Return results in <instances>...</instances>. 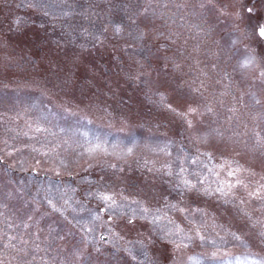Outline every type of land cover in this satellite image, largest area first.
Instances as JSON below:
<instances>
[{
    "label": "rangeland",
    "instance_id": "rangeland-1",
    "mask_svg": "<svg viewBox=\"0 0 264 264\" xmlns=\"http://www.w3.org/2000/svg\"><path fill=\"white\" fill-rule=\"evenodd\" d=\"M28 2L0 0V203L10 205L0 211L18 223L13 210L16 206L23 209L31 205L50 212L46 198L58 204L62 203V198H68L71 206L65 215L69 219L86 218L88 213L80 211L81 205L98 207L97 201L89 200L86 193L101 183L112 184L118 194L123 193L127 198L124 204L129 215L131 209L139 207L130 204L131 200L153 209H163L165 203L185 208L184 213L166 209L167 218L156 227L157 232L172 228L173 224L180 225L185 233L200 226L207 242L201 244L195 239L189 248L177 253L174 261L162 264H183L187 256L197 257L201 264H235L234 257L243 258L248 252L257 254V258L264 257V239L259 236V232L264 231L261 228L264 199L253 198L244 205H237L224 204L216 197L181 198L179 195L176 174L181 167L186 169L185 175L189 178L195 180L197 175L203 176L207 184L215 187L228 179L227 165L233 168L239 165L254 173L251 177L245 173V180L249 190H256L264 184V150L254 147L255 138L247 144L243 142L247 137L238 144L231 139L224 142L214 138L195 140L196 132L187 129L179 117L162 106L170 102L174 107H183L181 86L173 74L161 73L158 81L153 71L150 77L136 79L133 60L140 59L143 50L140 46L128 49L125 41H131L128 32L136 28L129 25V20L138 0H38V7L34 9L27 7ZM188 21L194 22L191 17ZM137 24L143 27L139 18ZM115 25L126 29L119 38L113 37ZM104 27L108 28L109 40L104 46H94L93 36ZM173 29L183 31L186 36L189 34L187 28L178 29L175 24ZM227 31L221 28L213 39L227 38ZM66 75L68 87L65 88ZM162 95L166 97L164 101ZM228 99L225 98L226 103ZM33 103L48 116L47 121L40 122L48 132L35 133L29 129V124L35 127L38 118L37 111L31 107ZM225 115L222 109L221 120ZM255 115L254 109L237 113L241 132L244 123L253 132L264 127V122L253 120ZM231 127L236 128V125ZM26 131L33 139L23 135ZM229 135L226 133V137ZM4 140L16 147L25 144L40 147L46 142H50L48 147L58 144L59 156H37L30 151L6 156L2 151ZM97 144L106 151L89 156L86 150ZM165 146L166 151L159 150ZM128 147H133V153L122 155ZM203 153H210L211 158ZM60 157L74 162L69 168H61L57 176ZM36 159L47 160V163L38 165ZM18 161L23 162V167ZM111 164H116L117 168L109 167ZM33 168L36 170L32 171ZM169 170L172 175L167 174ZM239 195L246 198L243 189ZM239 208L251 219L243 216ZM2 219L4 217H0ZM169 220L173 224H169ZM49 224L65 230L70 227L58 214H50L40 226L33 225V230L42 228L43 239L48 235ZM0 229L5 226L0 224ZM152 229V225L138 219L133 226L118 229L125 240L114 244L112 237L97 227L92 246H99L102 251L100 264H149L153 254L158 257L164 246L158 242L155 247L144 249L127 241L140 239L138 233L146 237ZM100 232L108 235L107 242L99 240ZM230 233L241 236V241L234 240ZM71 247V238L67 243L56 241L53 244V249L64 250L56 254V264H64L65 257L67 264H76L69 252ZM167 248L170 255L171 245ZM4 251L8 253L5 264H16L11 259L12 253ZM36 264H51L49 254L38 253Z\"/></svg>",
    "mask_w": 264,
    "mask_h": 264
},
{
    "label": "snow or ice",
    "instance_id": "snow-or-ice-1",
    "mask_svg": "<svg viewBox=\"0 0 264 264\" xmlns=\"http://www.w3.org/2000/svg\"><path fill=\"white\" fill-rule=\"evenodd\" d=\"M27 7L30 9L38 7V0H29ZM67 15L68 13H65V16ZM188 17L193 18L194 22L190 24ZM138 18L143 27L137 24ZM174 24L178 29L187 28L189 34L186 36L183 31L174 30ZM129 25H136V28L128 32L131 37L130 42L125 41L128 49L140 46L143 50L140 59L133 60L137 72L136 79L150 77L153 71L157 73L158 81L161 73L173 74L174 79L181 86L183 107H174L170 102L162 103V106L179 117L187 129L196 132L195 140L214 138L218 142H224L225 139H231L234 144H238L247 137V141H243L247 144L255 138L254 147L264 150V127L253 132L248 128L247 123H244L242 125L244 131L241 132L239 130L241 125L237 122V113L250 109H254L256 113L253 120L264 122V0H138L137 6L132 10ZM221 28L228 29L227 38L221 36L219 40L213 39V35L218 34ZM125 31L126 29L122 26L115 25L113 37L119 38ZM107 32L108 28L104 27L98 35L93 36L94 46L105 45L109 40ZM67 81L66 75L63 84L65 88L68 87ZM163 83L161 82V86ZM225 98H229L227 103ZM165 99L166 97L162 95L161 100ZM31 107L37 111L38 118L35 127L29 124V129L35 133L48 132L49 130L41 127L40 123L47 121L48 116L35 103ZM222 109L227 113L223 120L220 118ZM231 125H236V128H232ZM226 133L230 135L226 137ZM23 135L33 139L27 131ZM12 139L15 140L16 137ZM131 142L134 146L135 139L133 138ZM2 143L4 144L2 151L6 156H14L24 151H30L37 156L47 157L52 154L59 156L56 150L60 145L48 147L50 142L41 144L40 147L28 144L16 147L9 144L7 140ZM159 150L166 151L167 146ZM65 151L68 149L65 148ZM97 151L106 150L99 144L86 150L89 156ZM132 153L133 147H128L126 152L121 154L131 155ZM203 154L211 158L210 153ZM73 162L60 157L55 174L59 176L60 169L69 168ZM18 163L23 167L22 161ZM35 163L39 165L47 163V160L36 159ZM109 167L115 169L117 165L111 164ZM185 172L186 169L181 167L176 174L178 177L176 188L181 198L185 196L216 197L224 204L236 203L237 205H244L253 198L264 199V184H260L254 191L249 190L245 173L249 177L254 173L247 172L239 165L235 168L227 165L228 179L218 182L215 187L207 184L203 176L197 175L193 180L186 176ZM167 174L172 175L170 170ZM114 188L112 184L101 183L100 186L86 193L89 200L95 199L98 204L96 209L81 205L80 211L88 213L86 218L73 216L69 219L65 215L66 210L71 206L68 198H62V203L59 204L52 198H46L50 212H42L41 208H33L31 205L23 209L21 206H16L13 210L17 214L18 223L16 219H11L5 215L4 211H0V217H4L0 220V224L5 226V229H0V264H5L8 255L4 250L12 253L11 259L16 261V264H36L37 254L41 252L49 254L51 264H56V254L64 250L53 249V244L56 241L67 243L69 238L72 243L69 252L76 264H100L102 251L99 246H92L93 234L97 227L103 228L115 244L125 240L118 229L133 226L138 219L146 221L153 226V229L149 230L146 237L143 233H138L140 239L127 241V243L132 246L138 244L144 249L155 247L158 242L164 246L158 257L155 253L153 254L149 264L174 261L177 253L189 248L195 239H199L201 244L207 242L200 226H194L185 233L180 225L173 224L169 220L168 223L173 224L172 228L166 227L159 232L155 231L160 222L167 218L166 209L172 208L184 213L185 208L178 204L165 203L163 209L160 207L153 209L149 205L131 200L130 204L139 205V207L131 209V215H129L128 208L124 204L127 198L123 197V193L118 194ZM241 189L246 192V198L239 195ZM8 207L10 205L0 203V209ZM238 210L243 216L251 219L242 208ZM50 214H58L70 227L65 230L49 224L48 235L42 239V228L33 230V225L40 226L41 221ZM261 228H264V224H261ZM77 234H79L78 240ZM230 235L236 241L242 239L236 233H230ZM259 236L264 239V231H260ZM99 240L107 242L104 234L99 236ZM42 245L46 246L42 247ZM168 245H171L170 255ZM125 250L131 251L130 248ZM215 255L216 253H213V256ZM234 260L235 264H264V257L257 258V254L251 252L243 258L234 257ZM64 264H67V257ZM183 264H201V261L197 257L187 256Z\"/></svg>",
    "mask_w": 264,
    "mask_h": 264
},
{
    "label": "flooded vegetation",
    "instance_id": "flooded-vegetation-1",
    "mask_svg": "<svg viewBox=\"0 0 264 264\" xmlns=\"http://www.w3.org/2000/svg\"><path fill=\"white\" fill-rule=\"evenodd\" d=\"M107 235V234H106ZM107 237H108V235H107ZM107 237H106V239H107Z\"/></svg>",
    "mask_w": 264,
    "mask_h": 264
}]
</instances>
